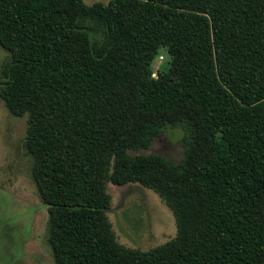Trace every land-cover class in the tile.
<instances>
[{
	"label": "trees",
	"instance_id": "obj_1",
	"mask_svg": "<svg viewBox=\"0 0 264 264\" xmlns=\"http://www.w3.org/2000/svg\"><path fill=\"white\" fill-rule=\"evenodd\" d=\"M0 47L53 264H264V0H0ZM166 128L177 161L128 152ZM107 182L154 192L174 236L119 243Z\"/></svg>",
	"mask_w": 264,
	"mask_h": 264
},
{
	"label": "rangeland",
	"instance_id": "obj_2",
	"mask_svg": "<svg viewBox=\"0 0 264 264\" xmlns=\"http://www.w3.org/2000/svg\"><path fill=\"white\" fill-rule=\"evenodd\" d=\"M108 0H82L85 4ZM7 52L0 47V65ZM164 50L152 60L153 75L166 67ZM26 115H12L0 99V264H53L47 244L45 205L30 176L31 157L25 151ZM130 154L156 153L175 162L182 154L181 131L166 128L147 148ZM106 212L116 240L132 248L149 249L172 238L171 211L152 192L136 182L106 183Z\"/></svg>",
	"mask_w": 264,
	"mask_h": 264
}]
</instances>
